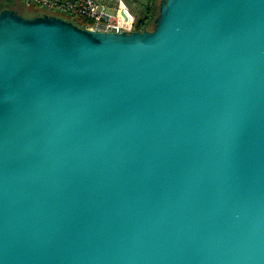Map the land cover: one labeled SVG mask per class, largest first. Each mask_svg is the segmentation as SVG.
Masks as SVG:
<instances>
[{"label": "water", "instance_id": "obj_1", "mask_svg": "<svg viewBox=\"0 0 264 264\" xmlns=\"http://www.w3.org/2000/svg\"><path fill=\"white\" fill-rule=\"evenodd\" d=\"M0 264H264V0L1 10Z\"/></svg>", "mask_w": 264, "mask_h": 264}, {"label": "built area", "instance_id": "obj_2", "mask_svg": "<svg viewBox=\"0 0 264 264\" xmlns=\"http://www.w3.org/2000/svg\"><path fill=\"white\" fill-rule=\"evenodd\" d=\"M34 13L61 17L83 29L102 33H131L137 17L126 0H20Z\"/></svg>", "mask_w": 264, "mask_h": 264}, {"label": "rangeland", "instance_id": "obj_3", "mask_svg": "<svg viewBox=\"0 0 264 264\" xmlns=\"http://www.w3.org/2000/svg\"><path fill=\"white\" fill-rule=\"evenodd\" d=\"M132 12L137 17H143L145 13L147 0H126ZM160 0H157L159 5ZM2 9L20 10L22 12H29L20 0H0V11ZM31 14H34L31 12Z\"/></svg>", "mask_w": 264, "mask_h": 264}, {"label": "trees", "instance_id": "obj_4", "mask_svg": "<svg viewBox=\"0 0 264 264\" xmlns=\"http://www.w3.org/2000/svg\"><path fill=\"white\" fill-rule=\"evenodd\" d=\"M3 10V9H2ZM20 14H23L27 17H31L33 14L31 12H22L20 10H15ZM159 12V5L157 0H147L145 13L143 17H137L136 27L140 30H152L154 27V20L157 18Z\"/></svg>", "mask_w": 264, "mask_h": 264}]
</instances>
